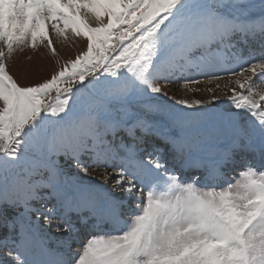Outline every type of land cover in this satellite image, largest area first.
Here are the masks:
<instances>
[{"label": "snow or ice", "instance_id": "obj_1", "mask_svg": "<svg viewBox=\"0 0 264 264\" xmlns=\"http://www.w3.org/2000/svg\"><path fill=\"white\" fill-rule=\"evenodd\" d=\"M49 27L87 49L22 87ZM0 44V264H264V0H0ZM219 72L241 91L193 111L157 83Z\"/></svg>", "mask_w": 264, "mask_h": 264}, {"label": "rangeland", "instance_id": "obj_2", "mask_svg": "<svg viewBox=\"0 0 264 264\" xmlns=\"http://www.w3.org/2000/svg\"><path fill=\"white\" fill-rule=\"evenodd\" d=\"M86 19H88V23L91 26L93 27L97 26V21L94 18L93 19L91 18V20L90 18H86ZM104 19L106 22L107 18L105 17ZM60 25L61 27H63L62 22H60ZM48 35L52 40L51 46L48 44L47 40H44L43 42H40L38 40L36 46L32 47L31 42L29 41L28 43L22 45H15L12 53L8 55L6 63L8 66L9 73L14 77V79L17 81V83L20 86L28 87L35 85L37 83L44 82L47 79H50V77L56 72H58L68 61L75 59L76 56L81 54L83 51H86L87 49V44H88L87 39L83 36H76L71 30V28H68L66 30L65 32L66 37H64L65 35L60 36L51 27H49ZM113 43H116L115 38L113 40ZM0 47H4V45L0 44ZM53 47L55 48V53H53L52 51ZM252 47L255 48V46L253 45ZM5 52L7 54L6 47H5ZM260 62L261 61L259 60H255L254 62L251 63H260ZM232 65L234 64L230 62V66ZM250 66H251L250 64L244 65L245 68H249ZM236 70L239 71L238 68ZM216 75L220 76L221 79H215L213 75L192 74L187 78L181 76L179 79H169L167 81L161 80L158 81L157 83L161 86L162 90L167 93V96L163 98L167 104L175 105L176 108H185L187 111H193L194 108L197 106L193 105L192 109H188L186 108L185 105H180L176 102L179 100H187L191 104L196 99L208 101L210 100V97L212 95H217L221 97L225 95H231V89L233 87H235L237 91H241L239 85H236L234 83L235 77H230V74L224 72H219ZM245 75H248V72H245ZM230 79L233 81L232 83H229L228 80ZM257 79L259 80L258 77ZM193 81H197V82H193ZM259 81L261 82V80ZM69 84H71L72 87L74 88L78 86L77 84L72 83L70 80L65 81L63 86H67ZM198 85L199 86L203 85L202 87H204L205 91H208L209 89H214V91H211L210 97L200 98V95H196V94L194 95L192 89L194 86H198ZM217 85H219V87H217ZM225 85H227V87H225ZM262 88H264V86ZM174 93H177V95L181 94V96L187 93V96H183V98L180 99H175L172 97ZM56 95L57 93L53 91L52 93H50L48 97H43L42 99L44 100L45 103H52L51 98L56 97ZM169 97H172L173 99H168ZM2 106H3L2 102H0V107ZM242 160L245 161V163L247 164L249 162L255 164L251 157ZM255 162L258 163L257 161ZM247 164H243L245 165L244 167H246ZM239 166L230 167L224 170L225 174L222 182L220 181L221 183L219 184L220 187H227V183H225V181L234 184L236 180L240 178L239 173L244 169V167H239ZM106 168H107L106 165L93 166V168H91L89 171L94 178L99 179V176H97L92 171L97 170L101 172V171H105ZM107 171L110 172L111 169H107ZM197 186L200 185L198 184ZM200 187L203 186L201 185ZM50 231L53 235L56 234L55 227L50 229Z\"/></svg>", "mask_w": 264, "mask_h": 264}, {"label": "bare ground", "instance_id": "obj_3", "mask_svg": "<svg viewBox=\"0 0 264 264\" xmlns=\"http://www.w3.org/2000/svg\"><path fill=\"white\" fill-rule=\"evenodd\" d=\"M93 19V18H92ZM90 20H91V18H90ZM68 32V31H67ZM70 33V32H69ZM64 37H66V35L64 36ZM64 42V41H63ZM62 42V43H63ZM66 42V41H65ZM253 46H255L256 47V45L255 44H253ZM62 49V48H61ZM247 52H248V49H246L245 48V55H247ZM255 61V60H254ZM254 61H251V62H254ZM233 67H236V65L234 64V65H232ZM239 69V68H238ZM248 75H250V73H248ZM257 77H258V74H257V76L256 77H254L253 78V81L252 82H254L258 87H257V90H259L260 88H262L263 86H264V84H262L258 79H257ZM229 81V80H228ZM251 83V82H250ZM203 86V85H202ZM202 86H194L192 89H193V92H194V95L196 94V95H200V98H208V97H210L211 96V91H205L204 90V87H202ZM187 87V86H186ZM188 89V88H187ZM246 91V90H245ZM178 92V91H177ZM192 92V91H191ZM179 93H181V92H179ZM185 93V92H184ZM191 94H193V93H191ZM182 95H183V93H182ZM183 96H187V93L185 94V95H183ZM183 96H181V94L180 95H177V93H174V95L172 96L173 98H175V99H180V98H183ZM189 96V95H188ZM188 98H191V97H188ZM248 159V158H247ZM255 164H256V162L255 161H253ZM258 162V161H257ZM242 163V164H241ZM243 164H247V163H245V161H243L242 159H238L233 165H230L228 168H230V167H237V166H239V167H244L245 165H243ZM247 166V165H246ZM93 173H95L97 176H99L100 177V175L104 172V171H101V172H99V171H97V170H93L92 171ZM201 176V179H203V175H200ZM221 182H222V180H221ZM221 184V183H220Z\"/></svg>", "mask_w": 264, "mask_h": 264}]
</instances>
